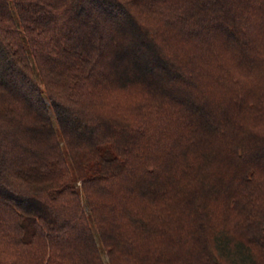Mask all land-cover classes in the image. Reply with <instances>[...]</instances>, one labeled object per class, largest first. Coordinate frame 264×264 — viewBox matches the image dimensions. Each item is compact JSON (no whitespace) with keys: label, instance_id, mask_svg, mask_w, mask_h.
<instances>
[{"label":"trees","instance_id":"16d2710c","mask_svg":"<svg viewBox=\"0 0 264 264\" xmlns=\"http://www.w3.org/2000/svg\"><path fill=\"white\" fill-rule=\"evenodd\" d=\"M0 264H264V0H0Z\"/></svg>","mask_w":264,"mask_h":264},{"label":"rangeland","instance_id":"374dc122","mask_svg":"<svg viewBox=\"0 0 264 264\" xmlns=\"http://www.w3.org/2000/svg\"><path fill=\"white\" fill-rule=\"evenodd\" d=\"M77 185H80V182L79 181H77ZM102 255H103V257H104V259H105V253L104 252H102Z\"/></svg>","mask_w":264,"mask_h":264}]
</instances>
